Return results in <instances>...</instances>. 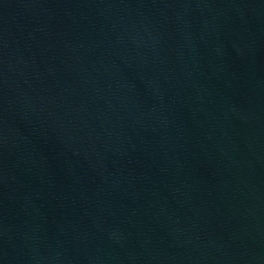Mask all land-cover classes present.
<instances>
[{"label": "water", "instance_id": "water-1", "mask_svg": "<svg viewBox=\"0 0 264 264\" xmlns=\"http://www.w3.org/2000/svg\"><path fill=\"white\" fill-rule=\"evenodd\" d=\"M0 264H264V0H0Z\"/></svg>", "mask_w": 264, "mask_h": 264}]
</instances>
